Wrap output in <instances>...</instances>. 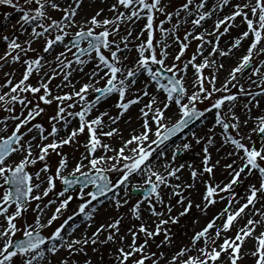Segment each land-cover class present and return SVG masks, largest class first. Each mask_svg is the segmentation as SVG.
<instances>
[{"label": "snow or ice", "instance_id": "snow-or-ice-1", "mask_svg": "<svg viewBox=\"0 0 264 264\" xmlns=\"http://www.w3.org/2000/svg\"><path fill=\"white\" fill-rule=\"evenodd\" d=\"M101 2L0 0L19 13L0 33V264H93L101 246L111 264H264V0ZM113 96L117 112L101 110ZM206 114L207 133L173 143ZM218 127L229 150L213 160ZM192 141L200 166L178 162Z\"/></svg>", "mask_w": 264, "mask_h": 264}, {"label": "rangeland", "instance_id": "rangeland-1", "mask_svg": "<svg viewBox=\"0 0 264 264\" xmlns=\"http://www.w3.org/2000/svg\"><path fill=\"white\" fill-rule=\"evenodd\" d=\"M22 2H23V0H21V3ZM178 2H179V0H177V3ZM98 8H99L98 5H95L93 7H89V8H87L85 10V12L83 14L91 15ZM5 11H8V12H11L12 13V15L10 17H8V20H5V18H4ZM54 15L59 16L60 13H54ZM108 15H111V13H108ZM18 16H19V13L16 10H14L12 8H5L3 6H0V33H3L4 30H5V28H8V30L11 31V28H10V25H9L8 21H11L12 23H15V21L18 19ZM0 43L3 44L2 42H0ZM39 46H40L39 44L36 45V47H39ZM131 56L133 58L135 57V52L134 51L131 53ZM89 67H91V65H89ZM224 75H226V74L221 73V75H220V80L221 81L224 79ZM189 76H191V72H189ZM2 82H3V74L0 73V83H2ZM253 90H255V89H253ZM243 103H244V99L242 98L241 103H240V105L237 108V111H238V113L241 114V116H244L243 115ZM201 107H203V106H201ZM261 109H264V104H262V108ZM101 110H104V109H101ZM108 110H110L113 114H115L117 112V109L115 107H113L112 109H108ZM263 111L264 110H262V112ZM53 112H54V109L53 108H49L47 114L43 115L42 118H38V122H43V123L46 124L47 123L48 115L52 114ZM209 115H211V114H209ZM132 118L133 119H132V123L131 124H127V123H124L123 121H121L120 126H121L122 129H124L125 133L131 131V129L133 127L138 126V122L135 120V116L132 117ZM213 119L214 118H213L212 115L210 116V119L208 121H206L207 120L206 119L204 121V123L206 122L207 126H205L201 130V132H199L198 134H205V133H207L208 132V128L211 127V125L213 123ZM244 131L247 132L248 129L245 128ZM219 132H220V129L218 127L217 128V133L219 134ZM191 139L192 138H189L188 140H191ZM83 143H84V138L81 137L80 138V144L83 145ZM192 143H195V142L192 141ZM203 146H204L203 143H201V144H196L195 143V147L197 148V152L198 153L186 154V152H183L182 154H180L178 156V162H185V163L191 162V163H194L196 166H200L201 165V160H202V155H203V153H202ZM217 148H219V146H215L214 148L213 147H210L209 148V151H211V153H212L213 160L220 159V156L219 155L218 156H215V153L217 152L216 151ZM228 150L229 149H227L226 151H228ZM63 151L66 152V153H68L70 155V157H76V156H78L80 154V152L83 151V147L82 146L81 147H77V146H65L64 149H63ZM57 160H58L57 155H54L52 153L50 155V157H49V159H48L47 162L51 165V167L53 169H55V167L57 166ZM226 162H227V160L221 159V165H223ZM42 166H43V162H38L37 165L31 166V169L30 170L31 171H36V170H38ZM184 172L186 173V176L188 177V171H187V169H185ZM216 177H217V180H220V179H223L224 178V174H223L222 168L220 170H217ZM57 188L58 189L61 188V184H60L59 181H57ZM77 190H78V188L75 191H71V194L75 198L70 203L69 209H68V211L65 212L64 217H61V220L63 218H65L67 215L71 214V211L73 209H76L77 208V205L80 202V198L77 195ZM241 194H242V192H241ZM52 195L53 194H50V196H52ZM140 197H141V195L140 196H133V201H135V199H138ZM47 199L48 198H45V202L47 201ZM33 204H34V202H33ZM54 207H55V205H53L52 208H50V209L47 210L49 215L51 214V212L54 209ZM216 210L217 209H212V212H215ZM112 214H114V213L111 211V209H109L107 207L106 208H103V210L100 212V215L98 217V222H101V221L107 219V217L109 215H112ZM196 214L199 215L198 212ZM27 219L29 220V222H31L34 219V213L32 212L31 209L29 210V212L27 214ZM201 222L203 223V220ZM58 223H59V221L57 222V224ZM188 226L191 227L190 224ZM52 230H53L52 228H47V229L44 230V232L50 234ZM89 234H90V232H89ZM19 235H21V234L20 233H17V236H19ZM109 251H111V249L108 248L107 246H101L99 253H95V252H93L91 250V248H89L88 256L92 258L93 264H111V260H110V257H109ZM60 255L63 256V255H65V253L62 252ZM101 257H103V259H101ZM78 258H79L81 264H83V261H84L85 257L80 256ZM242 264H252V262L249 259L248 261H246V260L242 261Z\"/></svg>", "mask_w": 264, "mask_h": 264}, {"label": "bare ground", "instance_id": "bare-ground-1", "mask_svg": "<svg viewBox=\"0 0 264 264\" xmlns=\"http://www.w3.org/2000/svg\"><path fill=\"white\" fill-rule=\"evenodd\" d=\"M95 5H98L99 7H105V4L102 3L101 0H95L94 3L92 2V0H85V3H84V5H83V13L85 12V10H86L87 8H89V7H93V6H95ZM83 13H82V14H83ZM107 14H108V13H107ZM2 51H3V44L0 43V52H2ZM233 62H234V60H229V61H227V63H233ZM86 70H87V69H86ZM224 74H226V73H224ZM138 86H139V85H138ZM115 102H116V97H115V96L110 97L108 100H105V101L102 102L101 109H112V108L114 107V105H115ZM244 102H246V101L244 100ZM262 104H264V98H261L260 108H259V109H256V108L253 109V113H252L253 116H256V115H259V114L262 113V110H264V109H261V108H262ZM263 112H264V111H263ZM130 114H131L132 117L135 116V120H136V116H137V114H138V107H137V106H133L132 109H130ZM210 116H211V115L206 114V117H207V120H206V121H208V120L210 119ZM241 118L243 119L244 116H241ZM251 124H252V122L250 121V122H249V127H251ZM205 126H207V124H206V122H205V123L203 122V123H201V124L195 126V127L193 128V130H195V131H197V132L199 133V132H201V130H202ZM63 134H64V133H62V135H63ZM127 134H128V132L125 133V135H127ZM185 135L188 136V139L191 138V136H190L189 133H187V134H185ZM185 135H183L179 140L175 141L174 143H182V142H185V141L183 140V137H184ZM215 138H216V144H215V146H219V147H220V141H221V137H220V135L217 133V135H216ZM215 146H213V148H214ZM226 150H227V148L222 149L220 152H216V153H215V156H218V155H219L220 158H221V157L225 154V151H226ZM210 152H211V151H210ZM190 153H198V152H197V148L195 147V143H193V147H192L190 150L186 151V154H190ZM70 170H71V168H69V171H70ZM184 177L187 178L185 172H184ZM106 207H107V206L105 205L103 208H106ZM103 208L101 209V211L103 210ZM75 222H76V223H80V222H81V219H80V218H76ZM71 223H72V222H70V224H71ZM94 228H95V225H93V228H92V229H87V231H89V232L91 233V231H93ZM83 231H85V227H84V224L81 223V227H80V229L77 231L76 235H79V234L82 233ZM249 247H251V244H249ZM245 260L248 261L249 259H245Z\"/></svg>", "mask_w": 264, "mask_h": 264}]
</instances>
